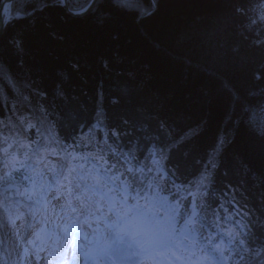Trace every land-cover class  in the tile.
Wrapping results in <instances>:
<instances>
[{"label": "trees", "instance_id": "1", "mask_svg": "<svg viewBox=\"0 0 264 264\" xmlns=\"http://www.w3.org/2000/svg\"><path fill=\"white\" fill-rule=\"evenodd\" d=\"M81 5L82 0H70L68 6ZM35 7L36 0H13L10 15ZM237 8L246 11L238 13ZM13 39L21 41L22 51L10 43ZM0 70L15 81L0 79V129L30 145L20 148L18 143L9 149L23 167L17 163L13 168L10 163L3 168L10 157L0 152V175L2 170L11 172L0 183L27 185L31 176L24 177L31 174V165H25L26 157L40 154L48 145L57 152L61 146L69 155H85L111 168L105 171L110 176L123 173L114 182L119 189L127 186L125 179L134 183L121 154L135 144V155L145 165V171L136 174L144 182L138 189L141 196L154 191L160 196L161 210L171 213L179 207L184 212L187 201L177 205L174 193L186 196L183 186L193 180L199 183L202 166L220 139L225 143L211 189L217 195L208 202L215 209L219 193L232 185L237 207L246 205L248 219L264 221V142L247 127L245 113V109H264V0H140L138 10L132 11L121 10L112 0H100L81 16L51 5L3 28ZM23 96L31 109L43 105L48 112L46 120L38 121L45 134L42 140L32 128L22 135L13 125L19 123L14 109L25 103ZM257 118L264 123V114ZM160 121L173 127L176 136L188 135L166 160L153 165L144 157L149 132L157 130ZM98 122L102 128L93 127ZM148 167L152 172H147ZM162 170L167 172L166 181L160 179ZM149 182L152 189L147 188ZM4 192L0 201L13 208L9 195L18 196V190ZM115 196L124 195L116 191ZM182 219L177 217L178 227L183 226ZM225 224L235 230L221 218L216 231ZM203 231L207 234V227ZM251 231L254 246L260 248L264 226Z\"/></svg>", "mask_w": 264, "mask_h": 264}, {"label": "snow or ice", "instance_id": "2", "mask_svg": "<svg viewBox=\"0 0 264 264\" xmlns=\"http://www.w3.org/2000/svg\"><path fill=\"white\" fill-rule=\"evenodd\" d=\"M113 4L125 11L138 10V5L140 0H112ZM37 7L32 9H19L16 10L14 15H10L7 19H0V25L6 27L7 24H10L15 19H22L31 15H34L36 11H42L44 7L51 5H58L61 7H66L69 14L73 16H81L85 13L95 9L96 5L100 3V0H82V5L79 8L73 9L68 7L70 0H36ZM2 7V6H0ZM238 13L246 11L242 8H237ZM11 12V9H9ZM151 12H148L147 15H151ZM143 13L139 18H143ZM10 43L18 50L22 51L21 41L19 39H13ZM191 64V61H187ZM13 81L10 74H6L3 70H0V79H5ZM40 96H43V93H37ZM22 99L27 102L28 97L23 96ZM39 113V116H36L35 113ZM246 113V125L251 132L256 135V138L261 142H264V123H262L257 117L261 114H264V109H259L257 112H253L251 109H245ZM32 116L39 122H43L47 119L48 112L43 105H39L33 109ZM0 123H3L0 121ZM19 124L21 128V134H26V131L31 128H36L37 125L31 123V119L21 116L19 118ZM94 128H102L101 123H97L93 126ZM18 129H9L10 132H15ZM187 133L180 134L176 136L175 129L165 121H160L158 129L155 131H150L148 138L150 141L149 148L147 150V156L144 157L145 160H151L153 165L159 164L160 160H166L175 148L182 144L187 136ZM107 134H105L104 143L107 142ZM19 142L12 136H5L2 129H0V152H3L5 157H10V160H5L3 167L5 169L9 168L11 163L12 167L15 168L17 163H20L23 167L22 161H17L14 155L9 153V149L13 147L14 144ZM39 143V142H37ZM225 141L217 140L216 146L211 150L208 156V160L202 166L203 170L198 177L199 183H196V180L190 181L187 185H184V190L187 195L180 197L174 193L176 196L177 205L184 204L187 201V207L184 208V212H187L188 215H184V212L180 211L179 207H174L171 209V214L166 216V218H159L151 208L145 204L141 207L138 203L132 205L128 208V212L131 213V220L127 221L124 225L126 229L130 231L122 232L120 234L121 238L124 235H129L132 239L141 246V251L143 253H152L158 252L164 254L170 252L176 261L181 259L180 255H177V252H189L193 249H197V245L200 241H203V246L199 247L197 250L201 252L202 255L210 258L214 264H248V261H251L252 264H264V245H261L260 248L254 246L251 236L253 235L251 228L257 226H264V221H261L259 218L255 219V224L253 219H248L249 212L247 211L246 205H240L237 207L236 202V190L232 185H228L224 191L220 192V202L218 205L213 208V206L208 202L209 198H215L217 192L212 191L211 189L214 186V181L212 180V175L215 170L220 165L219 156L223 149ZM20 148H28L30 145H25L19 143ZM135 144H130L129 150L123 152L122 157L126 158V162L129 164L126 171L129 174H132L133 184H128L127 179H125L124 184L127 185L125 191L130 189L135 195L132 196V199H136V196H140L141 192L138 189L144 187V182L139 180L137 173H143L145 171V165L138 161L137 156L135 155ZM212 153H216L215 156ZM115 154V153H114ZM25 156L28 155L27 152L24 153ZM100 159L103 160V156H100ZM107 164V161H104ZM112 168H115V165H112ZM152 167L147 168V172H152ZM74 171V169L72 170ZM104 171H111V168H105ZM164 174L160 176L161 180H167V172L165 170ZM123 173H114L109 177V181L115 182ZM11 176V172H5L3 175H0V181H5ZM138 181V182H137ZM100 183L99 177H97V184ZM173 187L176 185L173 182ZM148 189H152L153 185L151 182L147 184ZM179 189H177V192ZM71 192V190H69ZM191 196L192 199L188 200V197ZM78 201L81 200L80 196H77ZM128 196L124 195L122 197V203L126 204ZM83 204V201H81ZM166 203V201H165ZM231 209V211H230ZM83 212L91 215L90 207L83 206L81 209ZM73 212H76V208H72ZM97 212H102L103 209L97 207ZM111 212V209H109ZM203 213V220L200 219V213ZM232 213H235L233 216ZM177 217H183L182 224L184 226V231L179 232L176 228V223L181 222L177 220ZM236 217H239L237 219ZM221 218L224 223L233 224L235 230L225 229L223 232L216 231L220 227ZM21 216L18 214V209L9 208L3 201H0V226L11 225L13 229H16V221L20 220ZM85 223H88L85 219ZM118 224L114 223L110 227H117ZM88 227H92L88 223ZM207 227V234L204 233V228ZM65 231H68L66 228ZM19 235V232H17ZM137 237H143V239H137ZM28 244H32L33 241H27ZM236 245L233 247V245ZM148 245V246H144ZM226 245V247H222ZM29 248L23 247L18 256L21 260L29 256ZM40 249H37V253ZM192 258H195L194 252ZM0 264H6L5 261H0Z\"/></svg>", "mask_w": 264, "mask_h": 264}, {"label": "rangeland", "instance_id": "3", "mask_svg": "<svg viewBox=\"0 0 264 264\" xmlns=\"http://www.w3.org/2000/svg\"><path fill=\"white\" fill-rule=\"evenodd\" d=\"M2 2V0H1ZM1 5V4H0ZM25 104V105H24ZM28 102L23 103L21 106H18V108L14 109L15 114L18 116V118H20L21 116L27 117L29 119H31V123L36 124L37 127L36 128H32L33 131L38 132L42 137H44V133L42 132V129L40 127V124L38 122V120H36L33 116H32V112L33 109H31V113L28 111L26 113L20 114L19 113V109H26ZM13 125L19 127V129L21 128L20 124L16 121L13 122ZM39 136V138L41 137ZM37 147V144L34 146L33 150H35ZM30 159H28L27 161H29ZM4 168V167H3ZM5 172L2 170L1 171V175H3ZM53 178H56L55 175L51 176ZM34 181H32V179H30L29 183L27 185H21L14 182V181H7L6 183L2 184L0 183V192L3 194H5V189H16L18 190V194L21 195L24 192L29 194V190H33L34 192L37 190L34 187ZM40 183V182H39ZM82 183L86 184L87 187L90 190V193H92L95 196V201L96 203H100L103 207H109L111 209V214L113 215L114 213H116L118 215L117 219L114 218V222H105L106 227L104 229H102L104 226L99 224V223H91V220H89L90 218L96 217L98 214H100L101 212H97V211H93L91 212V215H88L87 213H83V218L84 220L87 219L88 223H90L92 225V227L95 228H90L88 227V223H85L84 228H82L80 231L76 232L77 234L80 233L81 231H84V236L87 239H90L88 242L91 243V245L93 244V241L97 244H99L100 247L107 245V244H113L114 246H116L117 244V240L121 237L120 234L122 232H127L130 231V229H126L124 227L125 223L127 221L131 220V213L128 212V208H130L132 205H129L128 203L130 201H128L126 204L122 203V199H113L110 197V192L106 189H103V187L100 184H97V177L93 178L90 177V179H88L86 176L82 175ZM47 186H44L43 191H40V188H38V191H40V193L42 194L43 192L45 193V189H47ZM66 188V187H65ZM35 189V190H34ZM59 190H57L55 192V190L52 191V194L58 193ZM44 197L48 198V196L46 194H43ZM9 197L12 198L13 202L16 204V206H18V208H20L21 210V219L17 220L16 222V229H13L11 227V225H7L5 226V228L7 229L8 233L2 231L1 226H0V234L5 235L6 237H2V241L3 243L1 244V240H0V261H5L7 263V259H8V264H12V262L14 264H36V260L37 257L39 255V252L32 254V252H34V249H32V246L30 244L27 243V241L30 240L24 238L26 233H27V228H32V230H36L35 231V235H37V232L39 231H43L44 229H52L54 232H58L60 231V229H62V227L64 226V221L66 218H62V214H60V210L57 209L56 205L54 206L53 209L50 210L49 213H44V209H40L41 203L42 202L41 199L43 198H39L40 201H38V197H35L31 202L27 203L26 200H24V195H23V200L22 197H20V200L17 201L16 199L17 196H13V195H9ZM141 198L144 197V202L143 204H141V207H143L145 204L148 205L149 208L152 209V211L159 217V218H166V216L170 215L168 213V211H164L161 212L159 211L158 208V200L160 199V196L155 193V192H150L148 194L142 195L140 196ZM21 201H25V203H22ZM115 201L118 204L117 209L113 206V202ZM49 204V203H48ZM49 208V205H48ZM91 211V210H90ZM114 211V212H113ZM27 213V217H25V215L23 216L22 214H26ZM29 218L31 220V224L29 225ZM108 219V218H106ZM93 220V219H92ZM32 221L34 222V224H32ZM94 221V220H93ZM28 222V223H27ZM114 223L118 224L117 227H110L111 225H113ZM66 225L63 227L64 231L66 229ZM95 231V235L98 237L97 239H93L91 237V234L89 232ZM17 232H19V235H17ZM108 232H112L113 234H115L116 239H112L109 240L108 242L105 241V236ZM99 233H101V235H99ZM118 235V236H116ZM124 236H129V235H124ZM51 239V238H50ZM137 239H143V237H137ZM5 240H7L8 242V248H13L12 250V255L8 254H3V250L2 247L5 245ZM133 239L131 237V241H128L130 246L133 243ZM145 247L148 245H144ZM23 247H28L29 248V256L23 260L20 259V257L18 256V252H20V250ZM134 247L137 249H134V254L133 257L135 258H140V257H145L142 254L141 251V246L140 245H136L134 244ZM9 248V249H10ZM126 249V248H124ZM79 250L75 249L74 253H76V255L78 254ZM11 253V252H10ZM156 252H152V253H145V255H150ZM99 260V259H98ZM159 264V262H157ZM162 264H174V260H165L162 261ZM182 264H187L186 262L182 263Z\"/></svg>", "mask_w": 264, "mask_h": 264}, {"label": "bare ground", "instance_id": "4", "mask_svg": "<svg viewBox=\"0 0 264 264\" xmlns=\"http://www.w3.org/2000/svg\"><path fill=\"white\" fill-rule=\"evenodd\" d=\"M12 2V1H11ZM11 2H7L5 3L4 5V14H8L9 12V9H11ZM10 13L9 12V16H10ZM20 114H23V113H26L28 114L27 112L29 111L31 113V108L30 107H27L26 109H19L18 110ZM68 192H61L59 194L56 195V200H59V201H63V200H66L67 197H65V194H67ZM32 224H34V222L32 221ZM35 231L36 230H32V228L30 227L29 228V231L27 233V236H25L26 239H29L30 238V241H33L32 243V248H34V252H32V254H35L37 252V249H40V247L43 245V250L44 251H52L54 254L59 252V251H63L62 250V247L60 246V243L59 245L58 244H55V240L53 242H49L47 239H44L41 238L40 240L38 239L39 238V233H37V235L35 236ZM134 244L137 245V243H135L134 241ZM126 245V243L123 245V244H120L118 246H104V247H101L100 248V252H101V256H103L105 259H107V256L110 255L111 253H114L115 254V257L117 259H121L122 257L125 259L127 258H130L131 257V254H127V251H124V246ZM131 246V245H130ZM10 248V247H9ZM135 248V247H134ZM11 250V255L13 256L12 254V250L13 248H10ZM42 250V251H43ZM67 255L69 256H72L73 255V251L70 250V252L68 251ZM88 259L90 260V264H99L96 260V258L90 256L88 257ZM113 259V258H112ZM189 260H191V258H189ZM110 263L111 264H116L115 262H112L110 260ZM141 264V262L139 263Z\"/></svg>", "mask_w": 264, "mask_h": 264}, {"label": "water", "instance_id": "5", "mask_svg": "<svg viewBox=\"0 0 264 264\" xmlns=\"http://www.w3.org/2000/svg\"><path fill=\"white\" fill-rule=\"evenodd\" d=\"M11 1H13V0H2L1 5H0V6H2V7H0V19H7L9 17V12H8L7 15L4 14V5H5V3L11 2ZM63 8L66 10L67 13H69L66 7H63ZM3 28H4V26L0 25V34H1L2 30H3Z\"/></svg>", "mask_w": 264, "mask_h": 264}]
</instances>
